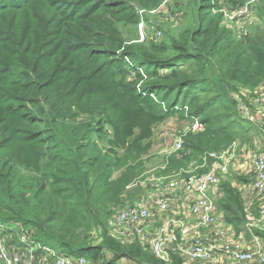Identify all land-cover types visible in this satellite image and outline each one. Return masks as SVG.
<instances>
[{"label":"trees","instance_id":"1","mask_svg":"<svg viewBox=\"0 0 264 264\" xmlns=\"http://www.w3.org/2000/svg\"><path fill=\"white\" fill-rule=\"evenodd\" d=\"M187 1L179 35L161 29L162 42L136 43L124 28L163 0H0V235L30 231L32 243L94 263L104 251L112 262L183 264L107 230L144 173L154 127L185 115L204 127L167 157L165 176L243 145L250 132L264 136V117L253 122L241 110L253 119L263 106L252 108L243 91L264 84V1L253 4L262 26L248 35L253 22L242 38L222 21L248 0ZM219 192L218 212L235 234L264 243L247 228L241 193L229 181Z\"/></svg>","mask_w":264,"mask_h":264},{"label":"built area","instance_id":"2","mask_svg":"<svg viewBox=\"0 0 264 264\" xmlns=\"http://www.w3.org/2000/svg\"><path fill=\"white\" fill-rule=\"evenodd\" d=\"M176 1L182 0H163L158 8L149 13L138 11L140 21L136 26L134 42L144 43L152 25L144 20V16L163 11V7ZM258 1L250 0L236 11L224 13L227 20L235 21L234 24L238 25L237 38L246 36L248 27L253 24V4ZM172 18L176 19L177 16ZM228 27L237 30L233 25ZM155 29H151L154 30L153 39L158 41L162 38V31ZM256 103L264 104L261 100ZM241 110L244 117L248 116L247 109L242 107ZM189 119V128L175 140L174 153L182 150L184 137L188 133L198 134L204 129L198 117ZM237 148L238 142H234L226 150L204 155L197 170L206 168L209 159L213 162L203 173L187 176L178 172L172 176H153L155 183L147 197L138 198L129 205L123 204L113 211L107 221L108 234L120 243H139L164 263H168L170 255L176 253L183 264H223L228 261L236 264H264V248L260 238L253 236V245L244 248L217 208V201L221 197L220 184L228 175ZM242 158L252 176L251 190L262 201L256 218L245 210L247 228L264 233V154L255 151ZM161 169L162 172L165 170V164ZM184 212L193 219L194 224L188 225L176 219ZM24 234H21L18 244L1 243L3 237H0V264H135L126 258L112 262L113 256L104 251L95 263L83 256H68L40 243H32L30 237L25 239ZM94 235L97 238L99 232Z\"/></svg>","mask_w":264,"mask_h":264},{"label":"rangeland","instance_id":"3","mask_svg":"<svg viewBox=\"0 0 264 264\" xmlns=\"http://www.w3.org/2000/svg\"><path fill=\"white\" fill-rule=\"evenodd\" d=\"M259 1L263 2L264 0H259ZM187 6H188L187 0L176 1L170 4H167L166 7H163L165 9L163 11H159L154 14L150 13L144 16V20L147 19L146 22L148 24H152L150 25L151 27H150V30H148L147 37L144 43L145 42L158 43L164 40V35L160 41L158 40V42H156V40L153 39L152 31L156 30L155 28H158V27L160 28V30L162 29V30L170 31L175 36L179 35L180 31L184 29V26H186V23H187L186 14H185V10ZM257 7L253 9V16L255 20H254V24L249 29L248 35H250V33H252L254 30L258 29L259 26H262L260 18L257 14ZM142 10H145L146 13H149L151 11V9H142ZM222 10H226V9H222ZM136 11L138 13V11L140 10H136ZM225 12H228V10H226ZM213 13L215 14L216 12H213ZM174 16H177V18L173 19L172 17ZM234 22L235 21L230 22L223 16V21H222L223 25H225V27H228L229 25L230 26L233 25V27L236 28L237 30L231 29V28L229 29L232 33L236 35V31H238L239 28H238V25L234 24ZM135 27L136 26L134 24H131L124 28L127 40L134 41L136 39ZM152 27H154V30H151ZM243 96L246 98L247 102L252 104L251 106L252 108H253L254 103L257 102L258 100H261L264 103V84H262L253 93L247 94L246 91H243ZM254 114H255V117L253 119H250L249 117H245V118L253 122H258L257 120H259V118L264 116V104L263 106L259 107V109L256 110ZM190 121L191 119H189L187 115H185L183 118L175 116V117H171L165 120L164 122L154 127L153 136L150 140L151 147L148 150V152L143 156V161L145 164L144 173L133 181V183H136V185L138 186L135 187L133 183L131 184L133 186H131L130 189L128 190L124 198L123 204L129 205L131 202H133L134 200L138 198L147 197V195L153 189L152 184L155 183V178H152V177L153 176L158 177L157 175H163L161 167L165 164L167 157L174 153L173 145L175 143V140L179 136L184 135L183 133H185L187 129L189 128ZM244 137L245 138L243 141L244 142L243 145H245L246 147L249 148L251 146L254 149L255 147L259 145L261 146L262 144L261 147L264 149V136L263 135L259 134L258 136H256L255 133L250 132ZM94 141L98 143V146L101 149L105 147V144L102 141L100 140H94ZM237 142L240 143L239 141ZM257 150L260 151L261 148L259 149L257 148ZM197 167L198 166L195 165V162H191L188 165L187 169L183 171L179 170V171L172 172L168 176H172L173 174H177L178 172H182L183 175H187V176L197 175V174H200L199 170H201V169L197 170ZM135 189H138L137 190L138 195H136L133 198H129L128 193ZM118 208L119 207L114 208L112 210L115 211ZM15 236H18L19 239L21 238V234L11 235L10 237H8L7 235H4V236L0 235V237H3V239H1V243H9V241H12ZM24 236L26 237L25 239L29 238L31 236V232L26 231ZM30 240L34 241L33 239H31V237H30ZM97 243L99 242L97 240H94L93 244L96 245ZM251 245H253V243H251ZM53 249L57 252L60 251L58 247H54Z\"/></svg>","mask_w":264,"mask_h":264},{"label":"crops","instance_id":"4","mask_svg":"<svg viewBox=\"0 0 264 264\" xmlns=\"http://www.w3.org/2000/svg\"><path fill=\"white\" fill-rule=\"evenodd\" d=\"M261 146L259 145L253 149V147L251 146L248 148L245 145H241L240 143H238L236 156L231 161L228 175L225 178V181H229L231 185L241 193L246 212L251 214L252 217L254 218L258 216V209L262 201L258 199L251 190L252 176L248 172L245 160H243L242 156L243 155L247 156L255 151H258L257 148L258 149L261 148L259 152L264 154V149ZM176 219L181 220L183 223H186L188 225L194 224L193 219L189 215H187L186 212H184L181 216L176 217ZM236 236L240 240L244 248L248 249L249 247L252 246L251 243H253V237L247 240L243 234ZM262 245L264 248L263 241H262ZM223 264H236V263L228 261V262H224Z\"/></svg>","mask_w":264,"mask_h":264}]
</instances>
